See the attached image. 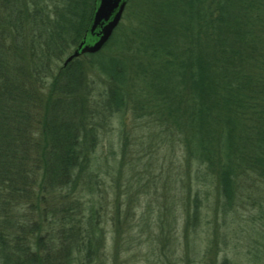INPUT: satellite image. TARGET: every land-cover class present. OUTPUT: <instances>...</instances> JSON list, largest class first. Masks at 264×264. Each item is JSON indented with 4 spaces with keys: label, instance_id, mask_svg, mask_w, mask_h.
Returning <instances> with one entry per match:
<instances>
[{
    "label": "trees",
    "instance_id": "1",
    "mask_svg": "<svg viewBox=\"0 0 264 264\" xmlns=\"http://www.w3.org/2000/svg\"><path fill=\"white\" fill-rule=\"evenodd\" d=\"M95 6L0 0V264H96L116 154L95 152L132 95L180 135L193 232L201 182L224 209L264 203L241 194L264 185V0H128L103 49L64 66Z\"/></svg>",
    "mask_w": 264,
    "mask_h": 264
},
{
    "label": "rangeland",
    "instance_id": "2",
    "mask_svg": "<svg viewBox=\"0 0 264 264\" xmlns=\"http://www.w3.org/2000/svg\"><path fill=\"white\" fill-rule=\"evenodd\" d=\"M143 107L132 95L124 117L111 121L95 152L116 154L115 167L104 175L110 214L95 263L264 264V203L246 198L224 209L215 186L201 182V217L193 232L194 169L185 164L180 135L156 117L143 116ZM257 188L241 194L264 198V185Z\"/></svg>",
    "mask_w": 264,
    "mask_h": 264
},
{
    "label": "water",
    "instance_id": "3",
    "mask_svg": "<svg viewBox=\"0 0 264 264\" xmlns=\"http://www.w3.org/2000/svg\"><path fill=\"white\" fill-rule=\"evenodd\" d=\"M128 0H96V6L84 38L70 54L64 65L85 54H95L111 39L119 26Z\"/></svg>",
    "mask_w": 264,
    "mask_h": 264
}]
</instances>
